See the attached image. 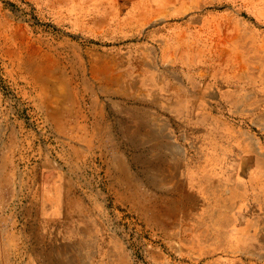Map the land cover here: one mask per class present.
<instances>
[{
	"label": "rangeland",
	"instance_id": "1",
	"mask_svg": "<svg viewBox=\"0 0 264 264\" xmlns=\"http://www.w3.org/2000/svg\"><path fill=\"white\" fill-rule=\"evenodd\" d=\"M0 264H264V0H0Z\"/></svg>",
	"mask_w": 264,
	"mask_h": 264
}]
</instances>
